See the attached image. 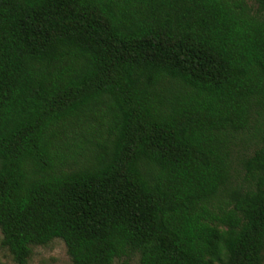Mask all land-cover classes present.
I'll use <instances>...</instances> for the list:
<instances>
[{"label":"trees","instance_id":"1","mask_svg":"<svg viewBox=\"0 0 264 264\" xmlns=\"http://www.w3.org/2000/svg\"><path fill=\"white\" fill-rule=\"evenodd\" d=\"M0 232L14 264H264V0H0Z\"/></svg>","mask_w":264,"mask_h":264},{"label":"rangeland","instance_id":"2","mask_svg":"<svg viewBox=\"0 0 264 264\" xmlns=\"http://www.w3.org/2000/svg\"><path fill=\"white\" fill-rule=\"evenodd\" d=\"M238 158H235L232 162L231 181L232 184H240L242 182L243 172L238 166L239 157L242 154H249L253 150V144L246 145L239 144L238 146ZM0 232V242H1ZM0 264H14L9 253L0 246ZM27 264H70V260L66 254L64 244L56 239L49 243L47 246L39 247L35 246L31 249V255L27 261ZM113 264H123L122 261H115ZM126 264H139L138 255H132L127 260Z\"/></svg>","mask_w":264,"mask_h":264}]
</instances>
